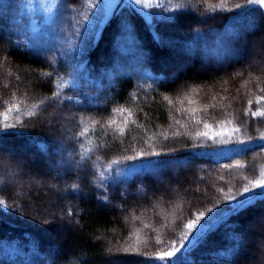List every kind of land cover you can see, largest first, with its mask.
Masks as SVG:
<instances>
[{
  "label": "trees",
  "instance_id": "1",
  "mask_svg": "<svg viewBox=\"0 0 264 264\" xmlns=\"http://www.w3.org/2000/svg\"><path fill=\"white\" fill-rule=\"evenodd\" d=\"M108 8L0 0V264H264V11Z\"/></svg>",
  "mask_w": 264,
  "mask_h": 264
},
{
  "label": "snow or ice",
  "instance_id": "2",
  "mask_svg": "<svg viewBox=\"0 0 264 264\" xmlns=\"http://www.w3.org/2000/svg\"><path fill=\"white\" fill-rule=\"evenodd\" d=\"M134 3L136 5H141L142 3L145 4L146 6V3H147V0H134ZM246 3L247 4H257V5H261V6H264V0H246ZM236 8H240L242 7V5L240 4H237L235 5ZM47 75V74H46ZM42 103V102H41ZM29 115H31V113H29ZM253 116H257V115H262L264 116V113H260V112H256V113H252ZM261 139H264V135H262L260 137ZM251 139V138H250ZM219 143H222V144H230V143H235L237 145H240V144H244L245 141L243 140H238V141H229V140H224V141H220ZM236 148H229L227 150L229 151H233L235 150ZM224 149H220V151H223ZM141 155H144L143 153H141ZM155 155H159L158 153H156ZM129 159H134L133 157H129ZM77 164H79L80 162L77 161L76 162ZM64 162L63 160L59 161L58 162V165L59 166H63ZM104 177H103V174H101V180L103 181ZM72 187H77L76 185H73ZM255 187L257 188H261L262 190L260 192H257V193H253L251 192L250 189H248L247 187L244 189V192L245 193H248V197L249 199H254L256 195H261V194H264V182H258ZM228 199L230 200H233L234 203L233 204H238V203H241L243 202L244 198H240V199H236L234 197H228ZM4 200H0V205H4ZM71 211H69V215H71ZM204 216V213H200L197 217H196V220H192V221H189V223L187 225H185V228L189 229V230H192V229H196L195 232H192L191 236H189V233L188 232H185L184 233V236L182 238V245H181V248L179 249H176L174 248L172 252H168L166 255L169 256V257H174V254H178L180 253L183 248L187 247L189 243H191L192 239L196 238V235L197 233L200 231V229L203 227V224L200 225V227H197V223L198 221H200L201 217ZM176 259H178V256L175 257ZM169 264H172V262L170 261Z\"/></svg>",
  "mask_w": 264,
  "mask_h": 264
},
{
  "label": "rangeland",
  "instance_id": "3",
  "mask_svg": "<svg viewBox=\"0 0 264 264\" xmlns=\"http://www.w3.org/2000/svg\"><path fill=\"white\" fill-rule=\"evenodd\" d=\"M121 1L122 3L132 5L134 8L142 12L145 16H146L148 7L156 3V0H147L146 6H145V4L143 3L141 5H136L134 3V0H107L108 7H109L108 12L112 9V7H114L116 3L121 2ZM56 3H57V0H25L26 10L29 14V21L33 22L32 23L33 29L38 28V24L42 25L41 22L40 23L38 22L40 20H42L43 22H50L54 19L53 17H54V12L56 8ZM257 6H260L262 10L264 11V6H261V5H257ZM34 23H37V25ZM262 182H264V180ZM261 190H262L261 188L255 187V189L253 190V193L260 192ZM58 236H59L58 240L59 239L62 240L65 235L63 231L61 232L58 231ZM191 243H189L188 245H190Z\"/></svg>",
  "mask_w": 264,
  "mask_h": 264
}]
</instances>
